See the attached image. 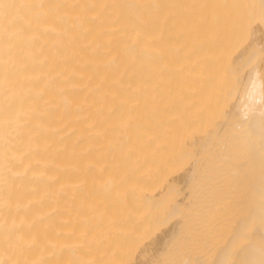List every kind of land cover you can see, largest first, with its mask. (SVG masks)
I'll return each mask as SVG.
<instances>
[{"label":"bare ground","instance_id":"1","mask_svg":"<svg viewBox=\"0 0 264 264\" xmlns=\"http://www.w3.org/2000/svg\"><path fill=\"white\" fill-rule=\"evenodd\" d=\"M0 264H264V0H0Z\"/></svg>","mask_w":264,"mask_h":264}]
</instances>
